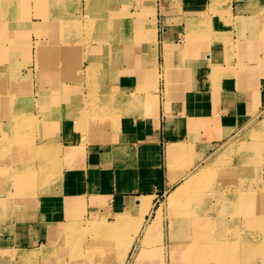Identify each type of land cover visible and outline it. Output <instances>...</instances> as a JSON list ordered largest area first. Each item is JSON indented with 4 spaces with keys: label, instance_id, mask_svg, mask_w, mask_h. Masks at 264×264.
Instances as JSON below:
<instances>
[{
    "label": "crops",
    "instance_id": "1",
    "mask_svg": "<svg viewBox=\"0 0 264 264\" xmlns=\"http://www.w3.org/2000/svg\"><path fill=\"white\" fill-rule=\"evenodd\" d=\"M262 120L264 0H0V264H50L65 227L143 198L131 250L159 207L165 250L198 236H170L168 195ZM209 196L190 215L223 238L236 208Z\"/></svg>",
    "mask_w": 264,
    "mask_h": 264
},
{
    "label": "rangeland",
    "instance_id": "2",
    "mask_svg": "<svg viewBox=\"0 0 264 264\" xmlns=\"http://www.w3.org/2000/svg\"><path fill=\"white\" fill-rule=\"evenodd\" d=\"M90 92L91 90H89V94H91ZM99 105L100 99L92 97L91 107L96 109V106H98V108L102 109ZM102 117H104L103 113L98 116V118ZM260 123H262L261 126L247 127L243 133H239L227 141L226 147L215 155L212 162L199 168L195 174L187 179V182L178 187L182 191L176 195L177 200L174 203H168V206L175 204L173 207L178 211L175 216H172L175 217L174 219L169 218V220L171 219L169 222L170 236H174L175 225L178 227L189 225L191 228L195 221L198 222L200 227L190 229V231L193 235L195 231H198V236L192 238V236L187 235L183 241L171 240L167 250L164 248L162 251V254L164 253L163 260L158 261L157 258H154L151 264H172L171 249H174L173 247L175 246L178 252H183L189 247V244L192 246V250L189 252L191 255H195V260L181 258L179 261H174V264H189L191 262L198 264V259L204 255H207L206 264H225L224 261L230 256L225 253V250L237 243L231 239H237L242 244L245 243L246 246H255L254 251L261 255L259 264H264V238L260 240L257 238L258 236L259 238L264 236V233L261 231L264 228V120ZM245 165L248 169L246 171L242 168ZM243 176H247V179L243 178ZM212 192L215 193V197L217 198L224 196H233L234 198L228 201L223 200L225 206L234 205L236 208L229 217L231 226L225 231L223 238L214 237V233L207 232L206 229H211L215 226L220 227L223 225V222L224 225L225 223L228 224V221L225 222V218L224 221L221 217L212 221L207 214H203L204 216L200 217V219H196L190 215L195 209V204H199L198 200L203 201L204 198H209ZM219 192H222V194ZM252 196H256V198ZM162 201L163 199H160V203ZM255 201H258L256 205ZM257 203L262 209L259 210L258 217L256 216L257 214H253V211L257 208ZM219 204L220 202L215 200L216 208ZM156 210L160 211L161 214L159 226L150 233L148 239L143 240L142 235L138 245L143 243L154 248L155 251H160V247H163L161 236L162 207ZM156 210L154 215L157 213ZM208 210L211 211V208ZM152 218L147 225L151 222ZM257 221H259L260 226L252 229L253 226L250 224ZM142 222L143 217L140 218L137 214L131 216L123 214L122 216H116L113 222L105 221L103 223L91 219L85 220L78 227H65V234L62 235L60 241L57 242L56 247L52 251L50 264H124L125 262L129 264L133 260V253L136 251V247L131 250V244ZM167 222L168 217L165 219V223ZM117 223L120 225H116ZM249 225L251 227L247 228ZM106 228L111 229L109 233L104 230ZM246 230L249 232L248 236H246L248 241L244 240L246 237L241 238L245 236L244 231ZM262 230L264 231V229ZM258 231L261 233L259 234ZM220 240L223 241V244H220ZM152 243L155 245H151ZM156 243L158 244L156 245ZM124 249L127 252L125 253V259L122 261ZM176 250L173 252L176 253ZM247 252L249 251L246 250ZM212 254L216 255L213 256ZM209 255L212 256L210 257ZM218 255L224 256L222 261ZM175 256L178 259L180 258L176 254ZM252 261L248 264H251ZM37 262L36 260L35 264H38ZM253 262L257 263V261Z\"/></svg>",
    "mask_w": 264,
    "mask_h": 264
},
{
    "label": "bare ground",
    "instance_id": "3",
    "mask_svg": "<svg viewBox=\"0 0 264 264\" xmlns=\"http://www.w3.org/2000/svg\"><path fill=\"white\" fill-rule=\"evenodd\" d=\"M67 43V42H66ZM93 69V68H92ZM209 70V69H208ZM208 85H209V83H208ZM154 87H156V80L154 81ZM210 87V86H209ZM157 91V90H156ZM201 91V90H200ZM91 93V92H90ZM167 99V98H166ZM165 100V99H164ZM97 108V107H96ZM24 116V115H23ZM16 117V116H15ZM25 118H26V116H24ZM21 118V119H25V118ZM14 118V117H13ZM36 117H34V118H32L33 120L35 119ZM14 120V119H13ZM14 121H16V120H14ZM34 121H36V120H34ZM19 125V124H18ZM18 130V129H17ZM38 146V145H37ZM202 174V173H201ZM185 176V175H184ZM181 191H182V189H180V188H177L175 191H173V192H171L169 195H168V199H167V203H169V204H171V203H174L176 200H177V197H176V195H178V194H180L181 193ZM218 193V192H217ZM220 194H222V192H219ZM224 194V193H223ZM226 198V197H225ZM225 198H217V200L218 201H221V200H225V201H228V199L230 200V198H228V199H225ZM146 200L143 198L142 199V202H141V205L139 206V207H137V211L138 212H136L137 213V216L138 217H140V218H142L143 217V215L145 214V213H147V211H149L150 210V208H151V204H150V202L148 201H146ZM256 202H258V201H255V205H256ZM183 207V206H182ZM256 209H258V210H262L261 209V207H259L258 205H257V208ZM264 210V209H263ZM157 211V210H156ZM150 212V211H149ZM258 212L259 211H253V214H257L256 216L258 217ZM262 212V211H261ZM160 222H161V214H160V211H157V213L154 215V217L152 218V220H151V222L144 228V230H143V240L145 239H148V236L150 235V233L151 232H153L155 229H156V227L157 226H159V224H160ZM116 225H120V224H116ZM251 226H253V228L252 229H254V228H258L259 226H260V223H259V221H257L256 223H253V224H250ZM247 226V228L249 227H251V226ZM254 226H256V227H254ZM192 227L193 228H198V227H200L199 226V224H198V222L197 221H195L194 222V224L192 225ZM262 229H264V228H262ZM261 229V231H262V233H264V231ZM107 233H109L110 232V230L111 229H109V228H106V229H104ZM256 231V230H255ZM259 232V231H258ZM261 232H259V234H260ZM196 234V233H195ZM253 237H255V236H253ZM257 237V236H256ZM259 240L260 239H263L264 238V236L261 238H259V236L257 237ZM254 239H256V238H254ZM245 241H248V238H246V239H244ZM243 240V241H244ZM203 242V241H202ZM220 244H223V241L222 240H220ZM160 245V244H159ZM246 247V246H245ZM254 247L255 246H247L246 248L247 249H249L248 251L251 253V255L250 256H247V253H246V255L245 256H247L249 259H251L252 258V253L253 254H255L254 256H256V258L258 257V258H260V253H256L254 250ZM127 248H128V246L126 247V250H127ZM174 249H171L172 250V252H171V259H172V264H174V261H179L181 258H184V259H186V258H189L188 260H195V255H191L190 254V250H192V246H191V244H189V247H187L186 249H188V251H186V249L183 251V252H178L175 248V246L173 247ZM222 248V247H221ZM163 249H164V245H163V247H160V251L159 250H154V248H152V247H149L148 245H146V244H143V243H140L137 247H136V251L133 253V260L132 261H130L129 262V264H142V263H144V264H151L152 263V260L155 258H157L158 259V261H161V260H163V254H162V251H163ZM125 249L123 250L124 252H123V256H122V261L125 259V253L127 252ZM174 250H176V253H174L173 251ZM222 250V249H221ZM186 251V252H185ZM253 251V252H252ZM258 252V251H257ZM155 253H156V255H155ZM175 254L176 255H178V257H180L179 259L175 256ZM213 256H215L216 254H212ZM212 255H209L210 257L212 256ZM194 257V258H193ZM206 257H207V255L205 256H201L198 260H199V263L198 264H206ZM218 257L220 258L221 257V261L223 260V258H224V256H221V255H218ZM243 257V256H242ZM241 257V258H242ZM251 257V258H250ZM247 258V259H248ZM247 259H245L244 261H245V263L244 264H248V263H250V261H247L246 262V260ZM261 259V258H260ZM120 260V259H119ZM252 260V259H251ZM241 262H242V260H241ZM122 263V262H121ZM192 263V262H191ZM191 263H189V264H191ZM254 263H256V262H254ZM192 264H196L195 262H193ZM221 264V263H220ZM251 264H253V261H252V263ZM256 264H258V263H256Z\"/></svg>",
    "mask_w": 264,
    "mask_h": 264
}]
</instances>
